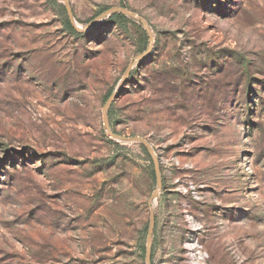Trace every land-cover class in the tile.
Wrapping results in <instances>:
<instances>
[{
	"label": "rangeland",
	"instance_id": "obj_1",
	"mask_svg": "<svg viewBox=\"0 0 264 264\" xmlns=\"http://www.w3.org/2000/svg\"><path fill=\"white\" fill-rule=\"evenodd\" d=\"M67 1L0 0V264H145L150 200L149 264H264V0Z\"/></svg>",
	"mask_w": 264,
	"mask_h": 264
},
{
	"label": "water",
	"instance_id": "obj_2",
	"mask_svg": "<svg viewBox=\"0 0 264 264\" xmlns=\"http://www.w3.org/2000/svg\"><path fill=\"white\" fill-rule=\"evenodd\" d=\"M61 1H63L64 4H65V8H66L67 14L69 16L70 23L73 26V28L77 32H85L90 27L91 24H89V25H87V26H85L83 28L78 27L76 25L75 21L72 18L71 8H70V5H69V2L67 0H61ZM115 13H120V14H123L125 16H129V17L136 18V19L140 20L141 24L144 27H146V22L142 18L138 17L136 14H134L132 12H129L125 8H111L110 10L106 11L104 13V15L107 16V17H110L112 14H115ZM147 33H148V37H149V48H148V50L145 53H143L139 57L140 59H142L143 57H145L150 52V49H151V46H152L151 33L149 31H147ZM131 69H132V63L129 64V66H128L127 70H126V74H125V76H124L121 84L123 83V81L125 79L128 78ZM120 86L107 99V101H106V103H105V105L103 106V109H102V112H103V122H104V125L106 127V131L108 133V136L111 139H113V140L122 141V142H135V141H138L139 143H141L142 146L145 147V149L147 150L148 154L150 155V157H151V159L153 161V164L155 166V177H156V180H157L158 188H160V186H161L160 166H159V163H158L156 157L154 156V154H153V152H152V150L150 148V145L147 142V140H145V139H143L141 137H120V136H118L116 134H112L110 132V130H109V121H108V115L107 114H108V110H109L110 106L113 104V102L118 97V92L120 90ZM157 191H155V195L157 194ZM149 209H150L149 210V212H150V224H149L148 233H147V240H146L145 264H149V261H150V249H151V243H152V234H153V230H154V226H155V218H154L152 200H150V202H149Z\"/></svg>",
	"mask_w": 264,
	"mask_h": 264
},
{
	"label": "trees",
	"instance_id": "obj_3",
	"mask_svg": "<svg viewBox=\"0 0 264 264\" xmlns=\"http://www.w3.org/2000/svg\"><path fill=\"white\" fill-rule=\"evenodd\" d=\"M49 1H52V0H49ZM126 19V17L123 15V14H120V13H115V14H112L109 18H108V22H115V25H118L119 21L123 22L124 20ZM119 20V21H118ZM66 26L68 28V30H70V32L72 34H78L77 31L73 28V26L70 24L69 21H66ZM141 148L142 150L148 154L147 150L145 149L144 146L141 145ZM142 251H144V247H142Z\"/></svg>",
	"mask_w": 264,
	"mask_h": 264
},
{
	"label": "bare ground",
	"instance_id": "obj_4",
	"mask_svg": "<svg viewBox=\"0 0 264 264\" xmlns=\"http://www.w3.org/2000/svg\"><path fill=\"white\" fill-rule=\"evenodd\" d=\"M78 26V25H77ZM79 27V26H78Z\"/></svg>",
	"mask_w": 264,
	"mask_h": 264
}]
</instances>
